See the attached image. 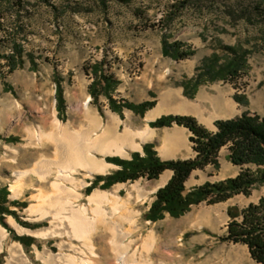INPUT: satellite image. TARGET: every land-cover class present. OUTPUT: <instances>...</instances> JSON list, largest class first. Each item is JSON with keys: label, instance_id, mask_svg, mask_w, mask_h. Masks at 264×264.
I'll use <instances>...</instances> for the list:
<instances>
[{"label": "rangeland", "instance_id": "rangeland-1", "mask_svg": "<svg viewBox=\"0 0 264 264\" xmlns=\"http://www.w3.org/2000/svg\"><path fill=\"white\" fill-rule=\"evenodd\" d=\"M165 36L183 41L184 48L193 49L195 53L179 59L166 55L163 45ZM19 45L21 51L17 49ZM227 45H243L247 50L248 62L240 78L213 80L208 76L194 97L186 95L185 79L198 74L204 58L214 51L222 52L225 59L228 56ZM21 52L25 65H20L19 60L17 66L13 67L9 55L16 53L19 59ZM29 53L34 54L36 67L29 59ZM97 64H101L103 69H100L101 66L96 69ZM102 71L118 80L112 90L118 105L125 100L140 103L148 99H155L156 105L144 114L128 107L123 112L116 111L108 95L101 93L97 97L92 93L91 86L101 78ZM56 72L63 78L65 91L62 114L58 108ZM98 88H101L100 83ZM237 95L246 97L248 103L238 101ZM89 97L90 101L86 103ZM181 97L209 106L212 100L224 107L228 106V101L233 102L234 109L229 107V111L222 116L216 114L220 118L238 116L245 110L264 115V0H0V121L7 115V105L11 106L12 130L17 131L19 136L13 139L14 147H22L20 135L25 134L27 125L30 131L32 129L34 138V135L40 136L44 129L52 127L54 130L57 118L70 124L76 131L85 126L90 117L94 119L97 116L100 126L97 130L94 127L93 137L108 124L120 132L126 126L137 131L149 124L159 136L169 128L153 127L148 115L155 109V116L160 115L171 109V102ZM188 109L198 113L206 126H217L213 118L209 123V110L202 114L191 107ZM81 139L80 143H83ZM141 142L137 139V143ZM87 146L88 152H93L94 147L90 143ZM230 151V144L225 145L220 151V166L213 164L196 169L190 175L188 185L236 176L244 168L258 170L257 163L234 164L228 157ZM45 152L47 150L42 148L27 150L28 157H39ZM2 153L0 147V156ZM194 154L196 151L189 138L183 155ZM63 158L60 157L64 162L60 163L61 167L73 164H66ZM18 163L13 159L12 165ZM77 165L75 179L66 181V188L80 194L79 198L74 199L75 207L81 208L89 219H93L96 216L94 203H91L85 191L93 175H87L88 171ZM160 180L159 177L154 180L143 177L126 183L117 181L120 183L106 188L109 193L116 194L120 210L112 203L104 205L111 214L109 221L112 228L106 231L109 232L108 237L105 234L108 240L101 242L98 238L103 225L93 228L97 250H108L110 255L115 256L114 262L119 264L110 237L114 231L122 234L132 228L134 217L140 226L134 233L138 245L148 232L155 229L154 246H160L165 257L173 253L198 261L213 257L221 264L230 254L232 259L227 264H262L253 256L248 243L224 239L223 236L227 234L234 216L230 209L240 216L241 209L251 202H259L264 197V182L257 183L249 194L236 193L218 202L205 200L193 204L190 210L179 216L167 213L164 218L153 221L147 219L145 214L156 193L151 190L154 188L152 186L162 183ZM0 183H3L2 179ZM122 186L125 188L120 189ZM33 197L34 200H25L24 206L15 203L12 206L26 219L31 213L29 206L34 202L53 199V209L48 213L40 210L43 223L35 227L23 225L13 214L6 212L7 215H3L4 219H10V227L18 234L37 235L29 247L15 238L3 218H0V223L8 230L4 247L0 250V253H5L2 264L9 262V246L13 241L23 244L33 264H51L47 257L49 251L54 254L73 253L70 245L80 248L86 245L64 229L62 224L56 228L58 219L54 207L57 205L54 201L61 196L55 189L51 193ZM12 201L0 194V204L11 208ZM127 208L136 212L131 219L127 217ZM11 216L16 222L11 220ZM173 225H176V229ZM46 227L56 228L57 231L47 236L33 231ZM20 228L32 231H21ZM153 256L158 262L165 261L164 253L153 252ZM103 262L110 263L108 260Z\"/></svg>", "mask_w": 264, "mask_h": 264}, {"label": "trees", "instance_id": "trees-1", "mask_svg": "<svg viewBox=\"0 0 264 264\" xmlns=\"http://www.w3.org/2000/svg\"><path fill=\"white\" fill-rule=\"evenodd\" d=\"M163 45L164 53L177 59L189 57L195 53L193 49H185L183 41L171 40L168 36L164 37ZM226 48L228 49V56L225 59L222 52L214 51L210 56L204 58L203 66L199 67L200 72L198 74L185 79L186 95L194 97L208 76L213 80L222 78L237 80L240 78L247 66V50H244L243 45H227ZM17 49L21 51L20 45L17 46ZM28 56L36 67L34 54L29 53ZM23 59L24 54L22 52L19 59H17L16 53L9 55V62L12 63L13 67L17 66L19 60L20 65H25ZM95 66L98 69L101 64ZM101 68L103 69L102 66ZM100 77L91 86L92 93L97 97L101 93L108 95L111 99V105L116 111L123 112L124 108L128 107L144 114L147 109L157 103L155 99H148L140 103L125 100L118 105L112 93L118 80L106 71H102ZM55 80L57 82L58 108L62 114L66 101L63 78L56 72ZM99 83L101 88H98ZM237 100L248 103L246 97L241 95H237ZM176 123L185 125L192 131L190 139L197 152L194 157L163 159L158 150L155 149L154 142H147L144 145L145 153L138 150L133 151L131 158L109 156V160L121 164L122 167L108 174L97 175L85 191L90 193L102 180L104 182L101 187L109 188L117 181L135 180L142 176L155 179L160 177L165 169H173V176L156 191V197L145 214L147 219L156 221L164 218L167 213L179 216L190 210L193 204L205 200L218 202L226 200L236 193L249 194L257 183L264 182V115L245 110L238 116L219 118L215 121L217 130H211L193 114L164 113L150 121L153 127L172 126ZM227 144H230L231 151L228 157L232 162L236 164L257 163L259 165L258 170L244 168L236 176L218 181L208 180L201 185L189 188L186 182L196 168L205 167L209 163L220 166V151ZM8 193V188L3 187L1 189V197H7ZM12 203L24 206L26 201L13 200ZM230 211L234 216L229 223L228 232L223 238L248 243L253 256L264 264V197L259 202H251L244 209H241L239 214L241 218L234 209L231 208ZM6 212L15 215L23 225L33 227L41 225V222L23 219L16 209L5 206L3 203L0 204V218H3ZM3 221L10 228L14 237L19 238L24 245L29 247L36 240L35 236L18 234L4 218ZM4 254V252L0 253V264L4 260Z\"/></svg>", "mask_w": 264, "mask_h": 264}, {"label": "bare ground", "instance_id": "bare-ground-1", "mask_svg": "<svg viewBox=\"0 0 264 264\" xmlns=\"http://www.w3.org/2000/svg\"><path fill=\"white\" fill-rule=\"evenodd\" d=\"M89 97L86 100V103L90 101ZM156 109L153 112H150L148 115L149 119L156 118L155 116ZM157 115V114H156ZM70 124L64 123L60 118H57L55 128L52 132L43 131L40 136L35 135V140L38 143L45 141L47 139L53 141V143H57L58 152L62 153V156L66 151V143H74L77 140L82 141L90 138L91 131L86 129L84 126L79 127L76 131H71L69 127ZM99 124L96 126L95 130L99 128ZM84 127V128H83ZM156 127V126H154ZM94 128L92 131H95ZM154 128H152L149 124L146 128L141 130L140 132L134 131L130 126H126L121 132L113 128L111 125H106L103 132L97 134L92 138L91 142L93 143V147L95 149L98 148V143H108V146L105 151L115 152L121 151L123 143H137V139L135 140V136L140 134L144 139L149 136V133L153 132ZM91 139V138H90ZM76 142V143H79ZM84 143V142H83ZM87 143V142H86ZM88 147V146H87ZM90 148V147H89ZM92 148V149H94ZM81 151L79 153L76 150V162L73 164L65 165L59 169V180H55L53 182L54 189L59 193L61 198L56 202L54 208L56 211V219L58 226L64 229H67L68 232H72V234L77 237L80 241L85 245L84 248H80L78 245H70L73 250V253H63V254H54L52 251L48 252L47 257H49V261L51 264H103L104 260H108L109 264H116L114 262L113 256L110 255L108 250H97V240L94 233L92 234V230L94 227H98L103 225V231L101 233L98 241L101 242L103 240H108L109 232H106L108 228H112V223L109 221V217L111 216L110 212L105 208L104 205L107 203H112V206L118 207V198L115 197V193H109L104 189H98L92 192L89 196L91 203L93 202V211L96 213V216L93 219H89L84 211L80 208L75 207V198H79V193L70 192L66 188V181L75 179V172L78 170V165L82 168H86L88 171L87 175H94L95 171H106L107 167L104 165H99L96 167V164H93L94 155H91L88 152V149L79 148ZM85 150V152L83 151ZM78 154V156H77ZM90 167H89V166ZM89 167V168H88ZM20 183L17 182L13 185V189L15 190V195L18 194L17 189L19 188ZM112 195V196H111ZM114 195V196H113ZM54 196V195H52ZM53 199H49L48 201L43 202H34L29 206V210L32 214L39 212H50L53 208L51 207L54 203ZM126 206V205H125ZM116 209V210H118ZM128 214V218H132L136 212L133 209L125 210ZM46 214V213H45ZM11 220L16 222L15 218L11 216ZM132 228L127 230L124 233H120L119 231H114L113 236L110 237V241L115 248L116 258L119 264H220V262H216L213 257H209L205 260L198 261L196 258H186V256L182 254H170L168 257H165V252L160 248V246L155 247L154 242L156 240V232L155 229H152L148 232L144 237L140 245H138V238L135 237L134 233L140 227L137 223V218H132ZM56 228L46 227L44 229L33 230L42 235H50L55 233ZM173 228L176 229V225H173ZM21 231H32L29 228H20ZM57 231V230H56ZM8 230L5 226L0 223V250L4 247V239L7 237ZM105 234L107 236L105 237ZM106 238V239H105ZM137 245V246H136ZM10 258L8 264H33L30 260L29 256L26 254L23 244L20 241H13L10 246ZM153 252H159V254L164 253L165 261L158 262L154 259ZM115 257V256H114ZM169 259L167 262L166 260ZM232 259V256L229 254L227 258L221 264H227L229 260Z\"/></svg>", "mask_w": 264, "mask_h": 264}, {"label": "crops", "instance_id": "crops-1", "mask_svg": "<svg viewBox=\"0 0 264 264\" xmlns=\"http://www.w3.org/2000/svg\"><path fill=\"white\" fill-rule=\"evenodd\" d=\"M227 105L228 106H226V107L221 106L219 103H217L216 101H213V100L211 101L210 106L209 105H202L201 102H198L197 104H195L193 102L186 100L184 97H181L180 99H178V100L176 99L175 101L170 103L171 109H169V110L167 109L165 112L160 113V115L158 114L157 116H161L164 113H181V114H193V115L198 117V113L190 111L188 109L191 107L195 111L202 112V114H205L204 111L209 110L211 113L210 117L208 118L209 123H210L212 118L214 119V122L216 121V119L220 118L216 114H219L220 116H222L223 114H225L229 111V107L233 108V109L235 108V104L233 102L228 101ZM7 106L9 107V109L6 111L7 115L4 116L3 121H0V136H4L2 138L0 137V141H1L0 147L2 148V151H3V153L0 156V180L1 179L3 180V183H0V194H1V189L3 187H5V188L9 189L8 197L10 198V200H22V201L23 200L24 201L25 200L26 201L34 200L35 197H33V196H35L36 194H41V193L43 195L48 194V193H51L52 190L54 189L53 182L55 180L52 179V177H54V178L58 177L59 169L62 168L60 165V163H62V164L64 163L60 159V157L62 156V153L58 152V150L56 149L58 146L57 143H53V141H51L49 139L42 141V142H40V140H38V143H37L35 140V135L33 138V134H31L32 129L30 131L29 125H27L25 127V131H24L25 134L21 133V135H20L21 141H19V143H23L22 147H19V148L14 147L13 146V139L18 136L17 135L18 132L12 130L11 109H10L11 106H9V105H7ZM157 116H156V118H157ZM156 118H152L150 120H154ZM221 118H230V117H221ZM198 119H199V117H198ZM97 121H98L97 116H95L94 119L92 117H90L88 122L85 123L84 127L91 131L90 138L93 137L92 129L98 125ZM207 126L211 130H217L218 129L217 126L216 127H211L209 125H207ZM165 127L169 128V129H165L164 133L162 135H159V136H158L156 131L149 133V136L146 137L145 139L143 137H140V134L136 135L137 139H140L142 142L141 143H123L121 151H115V152L105 151L107 146H108V143H98L99 149L94 148L92 150L93 152L89 151V153L91 155L95 156V158L93 159V164H96V165L93 167H96V166H99L102 164V165H104V167H107V169H106V171H95L94 172L95 174L93 176L96 177L97 175L108 174V173H111L114 170L122 167L121 164H119L115 161L109 160L108 159L109 156L110 157L120 156L123 158H131L133 151L138 150V151L144 152V145L147 142H154L155 149L158 150L159 155L163 159L189 158V157H194L196 155V154H194L193 156H191V155L184 156L183 155V151L187 147V140H189L190 134L192 133V131L190 130L189 127H187L185 125H180V124H174L172 126H165ZM103 130L99 133H102ZM44 131L52 132V127H51V129H44ZM71 131H75V129L71 128ZM137 131L140 132L141 130H137ZM14 132H16V133H14ZM3 133H8V134H3ZM155 138H157V139H155ZM89 139H87L88 142H91V140H89ZM87 140H84L83 141L84 143H80V141L77 140L76 142L79 141V143L74 142V143H66L65 144L66 151H65V154L63 155V157H64L63 159H64V161L66 160V162H67L66 164L74 163V161L76 162V154H75L76 150H77V152L81 151L79 148H82V145H83V148L86 150L88 148L87 145L89 144L87 142ZM91 145L93 146L94 144L90 143V146ZM192 146H193V143H192ZM50 147L52 149H50ZM22 148H25V149L22 150ZM30 148H35V149L36 148H42L45 151L47 150V152H45V154L40 155L39 157H34V156L28 157L27 150ZM48 150H50V152ZM85 150H83V151L85 152ZM13 151H14V153H13ZM71 156H74V157L70 158ZM13 159L15 160V162H19V163L16 165H12ZM68 161H71V162H68ZM234 164H236V163H234ZM210 165H213V164L209 163L205 167H209ZM205 167H202V168H205ZM196 169H198V168H196ZM87 171H89V170H87ZM173 174H174L173 169H170V168L165 169L159 177V178H161L160 181L162 183L152 186L154 188L151 190L156 192L161 186H164L170 180V178L173 176ZM143 177H145V176H142L138 179H141ZM145 178H147V177H145ZM138 179H135V180H138ZM155 179H157V178H155ZM222 179H224V178H222ZM150 180H154V179H150ZM127 181H129V180H127ZM127 181H123V183H126ZM206 181H208V180H206ZM206 181H202V182H199V183H196V184L190 186V185H188V183H187L188 180H187L186 184L189 188H192V187H195L197 185H201V184L205 183ZM211 181H216V180H211ZM17 182H19L20 185H19V188L17 189L18 194L15 195V190L13 189V185L16 184ZM103 182L104 181L102 180L98 186L93 188V190L87 194H89V196H90V194L92 192H94L95 190H98V189H104L105 191H107L106 188L101 187V184ZM118 183H120V182H115L111 186V188L114 187V185L118 184ZM122 188H125V187L122 186L120 189H122ZM46 191H49V192H46ZM155 197H156V195L154 194V198L150 203V207H151V204L154 201ZM12 205H14V204L13 203L11 204L12 209L18 210L17 208H15ZM15 206H17V205H15ZM6 215H7V213H6ZM40 215H41V213L37 212L35 214L29 213V215L27 216V219L22 217V215H21V217L23 219L29 220L31 222L43 223V221H41V220H43V218ZM6 219L7 218L5 217V220ZM7 221L6 222L10 225L11 224L10 219L9 220L7 219ZM34 236L37 237V235H34ZM70 239H72V238H70Z\"/></svg>", "mask_w": 264, "mask_h": 264}]
</instances>
